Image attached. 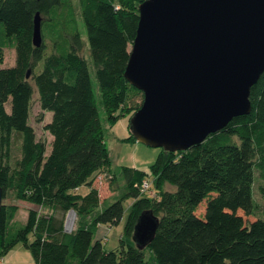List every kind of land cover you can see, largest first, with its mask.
<instances>
[{"label": "trees", "instance_id": "1", "mask_svg": "<svg viewBox=\"0 0 264 264\" xmlns=\"http://www.w3.org/2000/svg\"><path fill=\"white\" fill-rule=\"evenodd\" d=\"M78 1L79 10L74 0H0V187L4 200L12 193L18 201L63 214L37 219L31 211L27 224L12 233L19 209L3 204L0 258L21 244L36 264H264V220L256 217L254 202L256 171L264 182V74L252 88L249 116L234 119L186 152L159 156L151 167L155 196L145 173L128 167L113 172L100 113L104 110L112 126L143 104L126 105L130 89L143 99L144 94L124 74L137 35L139 6L145 0ZM37 13L43 38L52 42L49 56L44 42L41 48L33 45ZM6 49L16 53L10 68L2 67ZM39 65L42 69L36 73ZM32 82L41 108L53 114L45 127L53 139L48 156L46 144L29 123ZM15 134L22 138V157L13 169L9 161ZM125 141L137 142L133 135ZM101 176L112 181L119 177L124 183L125 193L107 207L94 186ZM145 183L150 186L143 192ZM83 186L90 187L85 196L77 193ZM260 193L264 200V185ZM126 198L134 203L125 234L119 249L108 251L94 240L95 231L101 225L120 224ZM147 211L160 223L154 241L142 251L133 234ZM70 212L79 221L71 233L66 231Z\"/></svg>", "mask_w": 264, "mask_h": 264}, {"label": "water", "instance_id": "2", "mask_svg": "<svg viewBox=\"0 0 264 264\" xmlns=\"http://www.w3.org/2000/svg\"><path fill=\"white\" fill-rule=\"evenodd\" d=\"M43 42L37 13L33 45ZM263 74L264 0H145L124 74L144 94L131 134L152 148L186 152L252 113L251 91ZM3 201L0 187V214ZM159 223L151 211L139 217V250L152 244Z\"/></svg>", "mask_w": 264, "mask_h": 264}, {"label": "rangeland", "instance_id": "3", "mask_svg": "<svg viewBox=\"0 0 264 264\" xmlns=\"http://www.w3.org/2000/svg\"><path fill=\"white\" fill-rule=\"evenodd\" d=\"M75 6L77 10H79V1L74 0ZM79 23V30L82 36V39L86 43L85 47V57L86 59L90 60V51L89 46L87 44V33L85 25L81 19L80 14L78 13L77 17ZM44 43L46 44V56H49L53 52L52 42L49 39H44ZM16 64V53L13 49H6L4 52V61H3V68H10L15 66ZM42 69V66L39 65L35 69L36 73H39ZM92 80L96 87L97 82L95 78L94 71L92 72ZM34 85V83L32 82ZM135 89H130L128 92L127 97V106H138L142 103L143 95L138 94ZM138 95L137 97H135ZM135 97V98H134ZM102 122L105 128V140L106 144L110 150L113 164L112 170L115 173H118L120 167H128L131 169H135L141 171L144 174L145 181H149L152 183L151 191L154 192L155 196H157L158 190L155 186V177L151 172V167L157 162L159 156L165 152L162 148H152L138 142H129L125 141L128 137H130L131 131L129 128L131 115L130 113L126 112V115L122 117L116 124L110 125L106 122V116L104 110H100ZM53 114L50 112H45L40 105L39 95L37 88L34 85V96L31 104V111H30V125L34 128L37 134V138L39 141H42L47 146L46 155L48 156L52 150V136L50 133L45 129L46 125L52 121ZM21 145H22V138L20 135L15 134L14 142L12 144L11 153H10V161L9 164L14 169L17 167L19 161L21 160L22 153H21ZM99 178L94 182V186L99 190L101 200L106 201V207L111 205L115 200L119 199L121 195L125 193V189L123 188V182L121 178H116L115 180H104V177ZM112 181V182H111ZM264 185V182L260 178V174L256 171L255 173V183H254V202H255V213L256 217L264 220V200L262 199L260 193V187ZM90 190L89 186H83L79 193L81 195L88 194ZM168 190L175 191L176 188L173 186H169ZM134 203V199L126 198L123 201L125 207V213L122 221L119 225L113 226L110 228L107 236L103 240V244L108 251H117L120 247V240L125 234V227L127 221L129 219L131 213V207ZM3 204L6 206L15 205L18 207V212L15 216L11 224V232L15 233L16 231L22 229L28 221L29 213L31 211L36 212L37 219L44 218V215L51 214V210L49 207L44 206H36L32 205L27 202H22L16 200L15 196L12 193H8L7 198L3 201ZM56 216L62 218V213H53ZM69 219L67 221L74 222L75 226H72L74 230L77 228V224L79 223L77 215L75 212H71ZM73 230V231H74ZM19 249L22 251H26L23 245H19ZM149 253V252H147ZM154 264V263H151Z\"/></svg>", "mask_w": 264, "mask_h": 264}, {"label": "crops", "instance_id": "4", "mask_svg": "<svg viewBox=\"0 0 264 264\" xmlns=\"http://www.w3.org/2000/svg\"><path fill=\"white\" fill-rule=\"evenodd\" d=\"M111 159H112V156H111ZM112 164H113V159H112ZM80 189L77 190L78 194H80L79 193ZM51 212H52L51 214L54 213L53 211ZM109 231H110V228L106 225L98 226L95 231L94 240L103 242V240L105 239ZM19 245H17L5 257H3V260L0 262V264H36L33 254L29 250H27L25 247L24 248L26 251H22V249H19Z\"/></svg>", "mask_w": 264, "mask_h": 264}, {"label": "built area", "instance_id": "5", "mask_svg": "<svg viewBox=\"0 0 264 264\" xmlns=\"http://www.w3.org/2000/svg\"><path fill=\"white\" fill-rule=\"evenodd\" d=\"M149 184L148 183H145L143 186H142V191L143 192H146L148 189H149ZM74 213V212H73ZM70 215H72L71 214V212H70V214L68 215V219H69V217H70ZM72 226H75V224H74V222L72 221V222H69V221H67L66 222V231L67 232H69V233H71L73 230H74V228H72ZM3 260V258H0V262Z\"/></svg>", "mask_w": 264, "mask_h": 264}]
</instances>
